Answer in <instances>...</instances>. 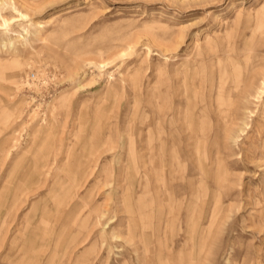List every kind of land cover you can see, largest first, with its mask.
<instances>
[{"label": "rangeland", "instance_id": "374dc122", "mask_svg": "<svg viewBox=\"0 0 264 264\" xmlns=\"http://www.w3.org/2000/svg\"><path fill=\"white\" fill-rule=\"evenodd\" d=\"M0 264H264V0H0Z\"/></svg>", "mask_w": 264, "mask_h": 264}, {"label": "built area", "instance_id": "2783aa9c", "mask_svg": "<svg viewBox=\"0 0 264 264\" xmlns=\"http://www.w3.org/2000/svg\"><path fill=\"white\" fill-rule=\"evenodd\" d=\"M33 77H34V74L32 73L30 78H33Z\"/></svg>", "mask_w": 264, "mask_h": 264}, {"label": "bare ground", "instance_id": "6f19581e", "mask_svg": "<svg viewBox=\"0 0 264 264\" xmlns=\"http://www.w3.org/2000/svg\"><path fill=\"white\" fill-rule=\"evenodd\" d=\"M157 160V159H156Z\"/></svg>", "mask_w": 264, "mask_h": 264}]
</instances>
